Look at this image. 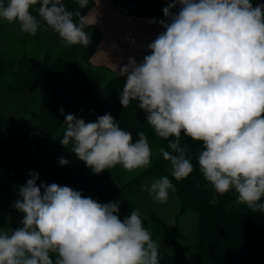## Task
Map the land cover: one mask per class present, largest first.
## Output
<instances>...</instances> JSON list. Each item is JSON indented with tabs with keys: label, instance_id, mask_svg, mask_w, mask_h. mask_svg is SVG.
Returning a JSON list of instances; mask_svg holds the SVG:
<instances>
[{
	"label": "clouds",
	"instance_id": "9594fccd",
	"mask_svg": "<svg viewBox=\"0 0 264 264\" xmlns=\"http://www.w3.org/2000/svg\"><path fill=\"white\" fill-rule=\"evenodd\" d=\"M76 3L83 9L89 0ZM162 11L163 19L148 21L163 29L143 49L148 54L118 65L125 78L121 106L138 102L155 135L169 141L171 151H158L176 181L194 171L183 135L202 143L197 163L205 187L221 196L234 191L238 203L264 213V3L168 0ZM0 20L33 36L42 20L66 47L92 43L81 12L62 0H0ZM128 43L136 41L129 37ZM64 125L60 143H71V152L94 174L117 165L146 170L152 163L145 132H137L134 142L110 113L94 122L67 114ZM29 176L12 205L23 214L19 226L0 228V264H160L159 245L139 209L121 219L119 201L100 203L56 183L37 186L39 174ZM143 190L166 203L176 188L161 176ZM209 203L218 201L214 196Z\"/></svg>",
	"mask_w": 264,
	"mask_h": 264
},
{
	"label": "trees",
	"instance_id": "16d2710c",
	"mask_svg": "<svg viewBox=\"0 0 264 264\" xmlns=\"http://www.w3.org/2000/svg\"><path fill=\"white\" fill-rule=\"evenodd\" d=\"M112 1L124 16L153 18L168 0ZM62 2L69 10H79L83 17L93 7L91 0L83 9H79L76 0ZM38 7L33 6V15H37ZM8 30L15 32L5 34L14 41L30 40L36 43L18 54L0 55V113L1 108H7V102L15 101L26 92H38L39 105L34 138L9 127L8 118L0 114V160L10 163L8 168L0 170V228L11 231L19 226L23 214L12 205L20 198L19 186L29 179L22 169L28 164V158L33 156L30 154L32 145L45 142L48 143L42 155L46 163L45 180L39 181L37 186L41 183H56L81 191L84 196L100 203L119 201L121 219L135 209L152 210L141 185L147 179L168 176L176 188L175 192L169 190V193L176 196L179 209L175 219L166 223L158 220L156 225L153 224L163 264H183L164 248L182 252L187 250L179 243L178 221L187 212L196 217V247H192V250L193 257L200 264H264V213H253L240 203L235 205L237 198L234 191L221 196L210 185L205 187L207 182L197 163L202 143L183 135L181 145L187 146L194 171L182 181H176L171 176L170 162L164 160L158 151L161 147L171 151L168 148L169 141L155 135L146 122L145 112L136 106L138 102L134 101L125 109L120 104L125 78L106 68L91 65L90 58L102 39L96 27L86 24L85 31L92 36L88 48L80 45L66 47L54 31L46 28L42 20L38 31H44L43 34H25L18 23ZM61 109L65 115L75 114L85 122H94L97 117L110 113L124 130L132 132L134 142L138 139L137 132H145L153 151L151 165L146 170L138 169L135 172L125 171L117 165L111 170L94 174L71 152V143L66 147L60 143L66 128L65 115H61ZM60 158L66 159L68 164L61 166L58 163ZM11 166L19 167L21 171H11ZM214 196L218 203L212 206L209 201ZM148 229L152 231V224Z\"/></svg>",
	"mask_w": 264,
	"mask_h": 264
},
{
	"label": "rangeland",
	"instance_id": "374dc122",
	"mask_svg": "<svg viewBox=\"0 0 264 264\" xmlns=\"http://www.w3.org/2000/svg\"><path fill=\"white\" fill-rule=\"evenodd\" d=\"M167 2L163 5L158 15L156 17H153L157 21L163 19L162 9L167 6ZM256 3H264V2L253 1L254 5ZM16 24L17 23L9 24L4 20H0V55L2 53H8V55L18 54L22 50L29 49L33 45V43H36L35 41H30V40L26 42L14 41L9 36H6L5 34L11 35L15 33L14 31H9V30L6 31V29H8L10 26H16ZM37 33L43 34L44 31L40 30L37 31ZM96 68L108 69L107 66L96 67ZM38 105H39V93L36 91L26 92L23 95H19V97H17L15 101L7 102V108L5 110L1 108L2 112L0 114H4L3 117L8 118L7 125L9 127H13L14 129L24 132L28 137L34 138V128H35V121L38 111ZM47 144L48 143L45 142H36V145L35 144L32 145V147L30 148V154H33V156L28 158L27 161L28 164H26V166L24 165L22 169L26 173L27 175L26 177L28 178H30L29 172L38 173L39 180L37 181V184L39 181L43 182L45 180L44 171H45L46 163L42 155H44L43 154L44 151H46V149L48 148ZM9 164L10 163H7V161L5 160H0V170L2 168L3 169L8 168L9 166L7 165ZM17 165L18 164L12 166H17ZM12 166L10 169L11 171H15V172L21 171V168L19 167L12 168ZM152 181H154V179H147L143 183V185H141L142 190L145 186L150 185ZM146 196L150 200V208L152 210L150 211H148V209L145 210L139 209V210L142 214L144 226L148 229L149 226L152 224L153 229L151 233L153 239L156 240L157 236L155 235H157V232L154 230V225L157 224L158 220H162L164 223H166L169 222L171 219L176 218L179 209L178 200L173 193H169V197L166 203L155 202L152 199V196H150L147 191H146ZM238 204L239 203L236 200L235 205ZM178 221L180 224L179 243L181 244L183 249L187 248V250L182 252L180 250L173 248L167 249L166 247L164 248V250L166 252L168 251V253H170L177 260L181 261L183 264H200V262L197 261L195 257H193V250H192V247H196V237H197V222L195 215L191 212H187L183 216L179 217ZM188 245L190 247H188ZM159 252H161L160 248H159ZM160 256H161L160 264H163L164 259L161 253Z\"/></svg>",
	"mask_w": 264,
	"mask_h": 264
},
{
	"label": "crops",
	"instance_id": "0c3cea01",
	"mask_svg": "<svg viewBox=\"0 0 264 264\" xmlns=\"http://www.w3.org/2000/svg\"><path fill=\"white\" fill-rule=\"evenodd\" d=\"M93 7L85 14L84 22L96 27L102 39L90 58L93 67H105L118 74V65L127 62L130 56L140 61L146 53L143 49L156 35L163 31L158 24H149L153 18L124 16L112 0H91ZM136 41L135 46L128 38ZM115 42L119 48H113ZM123 57V59H121Z\"/></svg>",
	"mask_w": 264,
	"mask_h": 264
}]
</instances>
